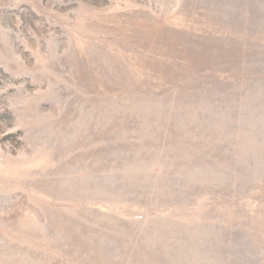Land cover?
<instances>
[{"label":"rangeland","instance_id":"374dc122","mask_svg":"<svg viewBox=\"0 0 264 264\" xmlns=\"http://www.w3.org/2000/svg\"><path fill=\"white\" fill-rule=\"evenodd\" d=\"M0 264H264V0H0Z\"/></svg>","mask_w":264,"mask_h":264},{"label":"bare ground","instance_id":"6f19581e","mask_svg":"<svg viewBox=\"0 0 264 264\" xmlns=\"http://www.w3.org/2000/svg\"><path fill=\"white\" fill-rule=\"evenodd\" d=\"M156 62V61H155Z\"/></svg>","mask_w":264,"mask_h":264}]
</instances>
